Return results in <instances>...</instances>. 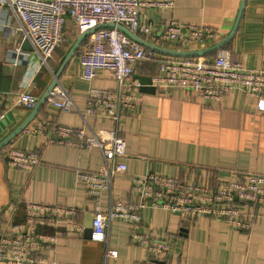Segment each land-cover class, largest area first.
<instances>
[{
  "label": "crops",
  "instance_id": "1",
  "mask_svg": "<svg viewBox=\"0 0 264 264\" xmlns=\"http://www.w3.org/2000/svg\"><path fill=\"white\" fill-rule=\"evenodd\" d=\"M241 2L173 0L169 8H143L140 21L154 34L170 20L215 29L218 36L206 37L202 42L179 45L172 41L161 46L195 50L224 41L203 57L211 59L222 50L247 68L264 69V0H245L237 23ZM18 26L13 11L0 5V93L25 91L40 99L77 37L75 27L67 20L63 43L44 65L30 43L22 40ZM138 35L150 40L148 35ZM79 50L58 78L70 94L72 108L62 111L45 101L26 126L0 149L1 233L25 222L29 202L74 210L73 214L56 215L54 225L37 226V233L52 240L29 242L27 256L32 264H140L147 259L145 249L131 240L128 223L119 219L108 223L103 241L92 239L88 223L95 203L76 173H96L103 164L102 153L97 147L48 142L56 126L82 128L86 135L101 136V129H115L125 139L126 155L119 160L126 169L114 174L110 190L99 199L102 207H108L112 200H129L131 179L149 171L178 177L208 190L243 179L247 173L264 175V110H257L254 99L244 92L234 89L221 101L213 102L177 88H154L139 91L138 106L121 114L118 122L86 115L90 87L118 90V84L107 70L99 71L89 81L82 78ZM166 56L155 52L153 59L137 62L130 81L137 83L136 75H156L157 62ZM32 109L14 105L10 97L0 100V142L26 121ZM40 123L46 125L43 133L28 132ZM9 148L36 151L39 163L31 170L11 167L5 158ZM239 209L246 211L242 205ZM72 222L75 226L69 224ZM139 229L169 244L167 264H264L263 205L255 207L252 226L247 231L231 228L223 219L205 216L185 222L175 212L152 207L142 210ZM27 233L22 230L17 235ZM107 250H116V257L107 255ZM0 264L8 263L2 259Z\"/></svg>",
  "mask_w": 264,
  "mask_h": 264
},
{
  "label": "built area",
  "instance_id": "2",
  "mask_svg": "<svg viewBox=\"0 0 264 264\" xmlns=\"http://www.w3.org/2000/svg\"><path fill=\"white\" fill-rule=\"evenodd\" d=\"M0 5L13 11L22 40L30 43L44 65L63 43L67 20L74 24L77 36L97 24L114 23L137 34L148 35V42L159 46L172 41L190 45L202 42L206 37L218 36L215 29L176 20H170L159 33H151L149 26L140 21L142 9L169 8L173 6V0H0ZM154 57L155 52L117 27H103L89 34L77 54L81 77L89 81L99 71L107 70L117 82L118 90L90 87L85 114L118 122L121 114L135 109L141 99L138 90L141 84L130 81L134 65ZM150 85L155 89L177 88L213 102L221 101L225 94L237 89L254 99L257 110H264V69L247 68L240 61L231 60L222 50L211 59L163 57L158 62V73L150 78ZM9 97L14 105L29 109L38 101L35 95L25 91L0 93V100ZM47 101L62 111H69L73 106L69 92L59 81ZM45 128V123H40L27 131L43 133ZM100 132L103 136L86 135L82 128L56 126L48 142L87 149L97 147L101 151L103 164L96 173H76L95 203L91 237L103 241L105 229L112 219L128 223L131 240L141 245L147 254V259L140 264H167L169 252L166 241L145 235L139 229L141 212L147 207L175 212L185 222L204 216L223 219L230 227L247 231L252 226L255 207L264 206L263 174L247 173L243 179L227 181L217 189L208 190L178 177L149 171L131 179L129 200H112L108 207H102L99 201L102 193L110 190L114 174L126 169L119 160L126 155V141L115 129H101ZM5 158L9 166L19 169L31 170L39 163L36 151L9 148ZM241 205L246 211L239 209ZM73 213L70 207L29 202L25 222L12 225L8 233L0 231V260H6L8 264H32L27 256L29 242L40 244L52 240L50 236L37 233V226L54 225L56 215ZM69 224L75 226L73 222ZM22 230H28V233L18 236ZM106 254L116 257L117 252L107 250Z\"/></svg>",
  "mask_w": 264,
  "mask_h": 264
},
{
  "label": "water",
  "instance_id": "3",
  "mask_svg": "<svg viewBox=\"0 0 264 264\" xmlns=\"http://www.w3.org/2000/svg\"><path fill=\"white\" fill-rule=\"evenodd\" d=\"M244 5H245V0H242L241 5H240V9H239V13H238L237 23H238V21H239V19L241 17ZM237 23H236L234 29L236 28ZM103 27H117L122 32H124L126 35H128L131 39H133L136 42H138L139 44L143 45L145 48H148V49L152 50L153 52H158V53L165 54L167 56H173V57H203L206 54H208L209 52H211L212 50L217 49L218 47H220L222 45V43L224 42V41H222V42L217 43V44L213 45L212 47H209V48H206V49L184 50V49L166 48V47H162V46H159V45H154L152 43H149L148 41H146V40L142 39L141 37H139V35L137 33L130 31L129 29H127L125 26H123L121 24H114V23H100V24H97L94 27L88 29L87 31H85L82 34H79L76 37L75 41L73 42V44L71 45V47L67 51L66 55L64 56L57 73H55L53 75V79H52L51 83L49 84V86L45 90V92L42 95V97L40 99H38L36 105L33 107L30 116L15 131H13L9 136H7L5 139H3L0 142V149L9 141V139L11 137H13L16 133H18L21 129H23L26 126V123L35 115V113L40 108V106L45 101H47L48 97L51 94V91H52L53 87L58 82V78H59L60 73L65 68V66L68 64V62L71 60V58L79 50V47L83 43L85 38L89 34L93 33L95 30H97L99 28H103ZM136 78L138 79V82L141 84L139 89H138L140 92L154 90V87L146 86V84L149 85V83H150V78L149 77L136 75ZM92 218H93V215L90 217V221L88 223V225L90 227V232H91Z\"/></svg>",
  "mask_w": 264,
  "mask_h": 264
},
{
  "label": "trees",
  "instance_id": "4",
  "mask_svg": "<svg viewBox=\"0 0 264 264\" xmlns=\"http://www.w3.org/2000/svg\"><path fill=\"white\" fill-rule=\"evenodd\" d=\"M177 47H178V46H177ZM158 62H159V61H158ZM158 62H157V63H158ZM225 222H226V221H225ZM226 223H227V222H226ZM227 224H228V223H227ZM231 228H232V227H231Z\"/></svg>",
  "mask_w": 264,
  "mask_h": 264
}]
</instances>
